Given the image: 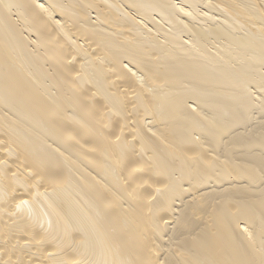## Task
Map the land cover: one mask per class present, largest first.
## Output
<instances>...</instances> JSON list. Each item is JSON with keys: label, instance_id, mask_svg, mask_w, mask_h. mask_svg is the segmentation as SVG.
<instances>
[{"label": "bare ground", "instance_id": "1", "mask_svg": "<svg viewBox=\"0 0 264 264\" xmlns=\"http://www.w3.org/2000/svg\"><path fill=\"white\" fill-rule=\"evenodd\" d=\"M0 264H264V0H0Z\"/></svg>", "mask_w": 264, "mask_h": 264}]
</instances>
